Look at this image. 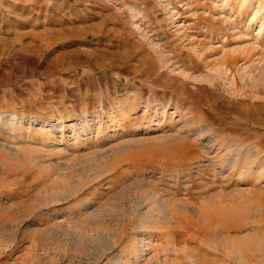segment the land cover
Instances as JSON below:
<instances>
[{
  "label": "rangeland",
  "instance_id": "374dc122",
  "mask_svg": "<svg viewBox=\"0 0 264 264\" xmlns=\"http://www.w3.org/2000/svg\"><path fill=\"white\" fill-rule=\"evenodd\" d=\"M0 264H264V0H0Z\"/></svg>",
  "mask_w": 264,
  "mask_h": 264
}]
</instances>
